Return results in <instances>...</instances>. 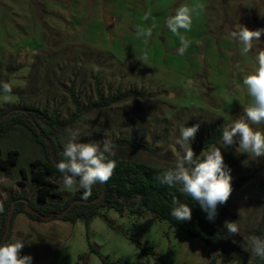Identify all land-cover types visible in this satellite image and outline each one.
<instances>
[{
    "label": "rangeland",
    "instance_id": "374dc122",
    "mask_svg": "<svg viewBox=\"0 0 264 264\" xmlns=\"http://www.w3.org/2000/svg\"><path fill=\"white\" fill-rule=\"evenodd\" d=\"M182 4L204 5L194 14L191 31L182 32L191 41L184 56L177 54L179 39L165 24ZM147 12L151 16L145 21ZM153 23L147 44L136 38L137 27ZM239 25L264 28V0H0V83L12 87L9 104L47 107L60 120L71 119L55 137L63 145L68 130L78 129L80 142L107 139L120 160L165 170L176 158L179 127L199 123L194 152L221 148L232 177L230 199L218 206L213 221L240 247L238 260L220 255L150 212L131 214L133 200L122 217L100 208L87 227L82 219L71 224L16 215L10 240L22 239V256L30 255L32 264H101L98 254L115 264H264L244 250V237L264 238V157L239 153L238 144L225 149L222 140L196 149L251 103L243 78L257 67L264 35L241 55V45L229 36ZM145 51L143 64L135 57ZM129 90L138 93L94 106L99 98ZM9 150H16L18 159L0 172V203L10 197L36 203L30 163L44 159L42 148L16 126L0 134L2 157ZM54 184L47 204L63 203L79 188L65 189L62 179ZM225 222H236L239 234L229 235Z\"/></svg>",
    "mask_w": 264,
    "mask_h": 264
},
{
    "label": "clouds",
    "instance_id": "9594fccd",
    "mask_svg": "<svg viewBox=\"0 0 264 264\" xmlns=\"http://www.w3.org/2000/svg\"><path fill=\"white\" fill-rule=\"evenodd\" d=\"M203 10V4L194 7L182 4L174 15L166 19L167 29L179 39L178 55L184 56L191 46V41L182 32L191 31L194 14ZM150 16L151 13L147 12L143 19L147 21ZM154 27L155 23L151 27H137L136 38L147 44ZM262 35L264 28L250 30L243 25L229 33L230 38L241 45V55L250 53L254 41H259ZM135 58L145 64L148 60L147 52ZM255 59L256 69L243 78V85L247 89L251 103L243 107V115L231 123L224 124L222 130V144L225 149L238 144V152L247 154L252 159L264 157V129L255 127L264 125V50L258 51ZM0 93H3L0 99L4 103H9L11 85L7 82L0 83ZM199 128V123L190 127L185 124L179 127V136L174 141L178 146L175 161L157 179L169 187L179 186L181 194L198 202L201 209L207 213V219L212 221L217 216L218 206L226 204L230 199L233 191L232 177L231 170L224 162L221 148L212 145L199 156L196 155L191 142L194 141ZM79 137L78 129L68 130V138L61 153L63 158L55 162L54 167L62 174L65 189L78 186L83 189V198L87 199L96 184L108 182L114 174L117 167L116 161L112 158L115 156V146L107 139L102 142H80ZM172 205L171 216L177 222L191 220L192 209L188 204L173 198ZM3 211V205L0 204V213ZM225 227L229 235L239 234L236 222H225ZM244 239L248 244L244 250L250 252L251 256L264 260V238L252 235ZM23 247L22 239L0 244V264H32L30 255H21Z\"/></svg>",
    "mask_w": 264,
    "mask_h": 264
},
{
    "label": "trees",
    "instance_id": "16d2710c",
    "mask_svg": "<svg viewBox=\"0 0 264 264\" xmlns=\"http://www.w3.org/2000/svg\"><path fill=\"white\" fill-rule=\"evenodd\" d=\"M132 91L117 92L106 98H99L94 104L97 107H107L129 97ZM70 120H60L57 114L50 112L47 107H39L28 103L3 104L0 106V134L6 133L16 126L28 130L43 151V160H34L30 163V179L37 185V202H27L26 198L10 197L0 204L4 211L0 213L1 232L0 244L13 243L10 240V228L16 215L22 213L31 221L60 220L74 224L78 219L84 221L87 227L90 221L98 214L100 208L112 209L120 217L124 215L127 204L136 201L130 208L133 215H141L144 211L150 212L170 227L179 229L185 235L196 238L212 250L234 260H238L239 244L227 237L216 226L214 221L207 219L198 202L184 196L179 186L169 187L160 182L157 177L165 171L161 167L144 163H128L116 156L112 157L117 167L108 182L96 184L91 195L83 198V189L78 188L73 196L63 203L47 204V199L55 187V180L62 179V174L54 167L63 157V144L56 140L59 127L68 125ZM222 130H214L210 136L198 143V149H207L216 140H222ZM132 147H139L128 142ZM18 159L16 150H9L5 157L0 151V172H5L15 165ZM21 175L25 177L24 171ZM138 198V199H137ZM178 198L192 209V218L188 222H177L171 216L172 200ZM50 216L45 219L44 217ZM264 223V217L262 220ZM8 230L6 231V228ZM91 252L96 249L89 247ZM98 254V253H97ZM101 264H115L107 256L98 254Z\"/></svg>",
    "mask_w": 264,
    "mask_h": 264
},
{
    "label": "water",
    "instance_id": "95a60500",
    "mask_svg": "<svg viewBox=\"0 0 264 264\" xmlns=\"http://www.w3.org/2000/svg\"><path fill=\"white\" fill-rule=\"evenodd\" d=\"M45 219H47V218H50V216H46V217H44ZM8 230V227L6 228V231Z\"/></svg>",
    "mask_w": 264,
    "mask_h": 264
}]
</instances>
